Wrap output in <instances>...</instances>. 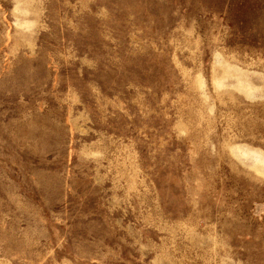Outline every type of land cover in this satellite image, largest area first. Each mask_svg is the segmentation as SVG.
Here are the masks:
<instances>
[{
	"label": "rangeland",
	"instance_id": "rangeland-1",
	"mask_svg": "<svg viewBox=\"0 0 264 264\" xmlns=\"http://www.w3.org/2000/svg\"><path fill=\"white\" fill-rule=\"evenodd\" d=\"M0 264H264V0H0Z\"/></svg>",
	"mask_w": 264,
	"mask_h": 264
}]
</instances>
